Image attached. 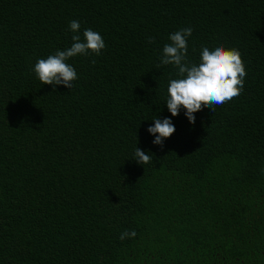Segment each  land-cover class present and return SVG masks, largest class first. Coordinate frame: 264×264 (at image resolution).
I'll return each instance as SVG.
<instances>
[{"label": "trees", "instance_id": "obj_1", "mask_svg": "<svg viewBox=\"0 0 264 264\" xmlns=\"http://www.w3.org/2000/svg\"><path fill=\"white\" fill-rule=\"evenodd\" d=\"M72 20L106 47L54 90L34 65L71 46ZM189 27L190 62L223 45L247 72L195 124L157 67ZM166 117L161 147L148 128ZM0 264H264V0H0Z\"/></svg>", "mask_w": 264, "mask_h": 264}, {"label": "clouds", "instance_id": "obj_2", "mask_svg": "<svg viewBox=\"0 0 264 264\" xmlns=\"http://www.w3.org/2000/svg\"><path fill=\"white\" fill-rule=\"evenodd\" d=\"M73 43L65 50H57L47 58L39 59L34 65L36 77L44 85H64L72 89L73 82L78 79L75 68L67 63L70 58L87 56L90 53L99 56L106 44L102 35L91 28L83 31V40L79 35L80 23L72 20L69 24ZM192 28H182L169 36V43L162 49L160 66L172 65L177 70L176 77L170 79L167 87L166 106L173 117L179 116L181 109L185 116L195 124L196 113L204 107L213 112L216 106H221L241 95L245 77V63L238 49L218 45L214 49L203 46L198 63L188 60V39L192 36ZM152 39H149V43ZM95 63V61H93ZM154 125L148 132L155 139L153 144L163 147L164 141L176 131L171 118H155ZM138 164L147 165L151 162L150 154H145L137 147L134 158ZM136 232L125 231L120 239L134 238Z\"/></svg>", "mask_w": 264, "mask_h": 264}]
</instances>
